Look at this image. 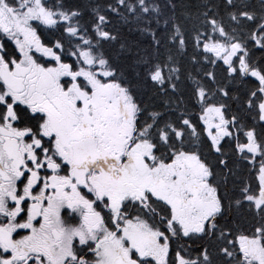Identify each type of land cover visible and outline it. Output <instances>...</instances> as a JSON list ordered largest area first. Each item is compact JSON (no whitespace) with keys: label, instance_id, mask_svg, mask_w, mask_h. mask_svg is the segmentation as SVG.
Wrapping results in <instances>:
<instances>
[{"label":"snow or ice","instance_id":"6c2138e0","mask_svg":"<svg viewBox=\"0 0 264 264\" xmlns=\"http://www.w3.org/2000/svg\"><path fill=\"white\" fill-rule=\"evenodd\" d=\"M0 264H264V0H0Z\"/></svg>","mask_w":264,"mask_h":264}]
</instances>
